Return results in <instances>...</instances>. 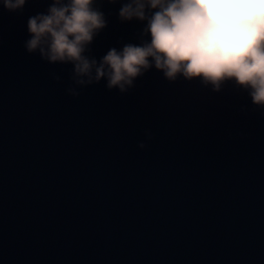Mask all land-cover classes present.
<instances>
[{
  "label": "water",
  "instance_id": "obj_1",
  "mask_svg": "<svg viewBox=\"0 0 264 264\" xmlns=\"http://www.w3.org/2000/svg\"><path fill=\"white\" fill-rule=\"evenodd\" d=\"M127 2L94 0L83 55L150 40ZM51 3H0V264H264V108L154 66L124 92L77 84L24 47Z\"/></svg>",
  "mask_w": 264,
  "mask_h": 264
},
{
  "label": "clouds",
  "instance_id": "obj_2",
  "mask_svg": "<svg viewBox=\"0 0 264 264\" xmlns=\"http://www.w3.org/2000/svg\"><path fill=\"white\" fill-rule=\"evenodd\" d=\"M0 3L16 10L25 0ZM93 3L52 0L45 12L27 19L25 49L38 51L50 63H71L80 85L103 77L107 88L124 92L134 78L154 66L169 80L178 74L200 78L213 90L225 80L234 81L254 105L264 108V0H128L119 8V18L146 21L143 31L150 40L126 44L119 51L110 48L99 63L83 55L93 35L106 24ZM67 91L79 94L74 88ZM145 134L151 135L147 129Z\"/></svg>",
  "mask_w": 264,
  "mask_h": 264
}]
</instances>
